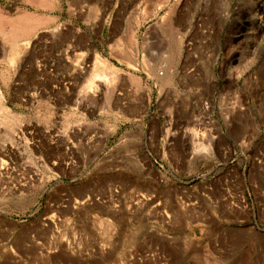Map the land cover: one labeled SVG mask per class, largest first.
<instances>
[{
    "label": "rangeland",
    "instance_id": "rangeland-1",
    "mask_svg": "<svg viewBox=\"0 0 264 264\" xmlns=\"http://www.w3.org/2000/svg\"><path fill=\"white\" fill-rule=\"evenodd\" d=\"M0 23V264H264V0H0Z\"/></svg>",
    "mask_w": 264,
    "mask_h": 264
},
{
    "label": "bare ground",
    "instance_id": "bare-ground-1",
    "mask_svg": "<svg viewBox=\"0 0 264 264\" xmlns=\"http://www.w3.org/2000/svg\"><path fill=\"white\" fill-rule=\"evenodd\" d=\"M261 13H262V12H261ZM25 18H27V17H25ZM21 19H23V18H21ZM21 19H19V20H21ZM19 20H16V21L18 22ZM14 21H15V20H14ZM14 21H13V22H14ZM26 21H27V20H26ZM29 21L31 22L32 20H29ZM36 21H37V20H36ZM5 22H7V21H5ZM5 22H4V23H5ZM34 22H35V20H34ZM7 23H8V22H7ZM7 23H5V25H7ZM9 23H10V21H9ZM22 23H23V22H21L20 25H21ZM14 24H15V23H14ZM14 24H13V27H14ZM30 24H31V23H30ZM32 24H33V23H32ZM35 24H37V23H35ZM39 24H41V23H39ZM0 25H1V23H0ZM8 25H9V24H8ZM15 25H17V24H15ZM25 25H27V24H25ZM18 26H19V25H18ZM28 26H29V25H28ZM33 26H34V25H33ZM39 26H40V25H39ZM2 27H4V26H2ZM9 27H10V29H13V28H11L12 26H9ZM16 27H17V26H16ZM36 27H37V26H36ZM36 27H35V28H36ZM0 28H1V27H0ZM17 28H18V27H17ZM28 28L31 30V27H28ZM5 29H6V28H5ZM14 29H15V28H14ZM32 29H33V28H32ZM0 30H3V29H0ZM6 30H7V29H6ZM15 30L17 31V29H15ZM18 30H20V28H19ZM35 30H36V29H35ZM3 31H5V30H3ZM11 31H14V30H11ZM26 31H27V29H26ZM33 31H34V30H33ZM33 31H31V32H33ZM6 32H8V31H5L4 33H6ZM28 32H29V30H28ZM28 32L26 33V35L29 34V33H31V32H29V33H28ZM4 33H3V34H4ZM16 33H18V32H15V34H16ZM8 34H10V33L8 32ZM12 34H13V33H12ZM15 34H14V35H15ZM24 34H25V32H24ZM5 36H6V35H5ZM7 36H9V35H7ZM7 36H6V37H7ZM3 37H4V36H3ZM3 37H2V38H3ZM11 38H13V36H12ZM10 40H11V39H10ZM12 40H13V39H12ZM7 41H8V40H7ZM17 41H18V40H17ZM17 41L15 40L14 43H11V42H10V48L13 47V46L19 47L20 45L17 46V43H16ZM3 43H7V42H3ZM7 46H9V45L7 44ZM16 47H15V48H16ZM20 49H21V48H20ZM0 50H1V52L3 53V55H4V53L7 52V48H6L5 45H3V47H2ZM17 51H18V49H14V50H12V51L10 52V53H12V54L9 56V58H8V60H7L8 63H11V64H12V62H13V55H14ZM8 52H9V51H8ZM96 59H97V58H96ZM100 60H101V59H100ZM171 61H172V60H171ZM98 62H100V64H102L103 68L107 69V67H105V64L102 63L103 61L101 62V61H99V59H98ZM164 62H165V61H164ZM161 63H162V62H161ZM165 63H166V62H165ZM170 63H171V62H170ZM170 63L168 62V63H166V64H164V65L161 64V65L163 66V68L165 67L163 70L167 69V72H164V74L166 75V77H168V76H167L168 74L170 75V73H169V71H168V69H169L168 66L170 65ZM168 64H169V65H168ZM162 66H161V67H162ZM169 67H171V65H170ZM154 73H155V72H154ZM157 75H158V74H157ZM159 76H160V75H159ZM162 76L164 77L163 72H162V75H161L160 77H162ZM90 77H91V78H95V79H99V78H101V80H102L101 82H105L106 84H108V83H107L108 80L106 79V78H107V75L104 74V73H102V74H97V72H92ZM160 79H161V78H160ZM162 79H163V78H162ZM110 84H111V83H110ZM110 87H111V86H110ZM110 87L107 88V90H106L107 93L111 91ZM88 90H89V89H87V91H88ZM87 91H85V94H86ZM1 93H2V92H0V112H1V111H5V112H6V111H7V110H5L6 107H5L4 109L2 108L1 101H2V99H3V96H2ZM105 93H106V92H105ZM107 100H108V99H107ZM6 109H7V108H6ZM1 113H2V112H1ZM7 113H8V111H7ZM3 115H4V114H3ZM65 249H66V248H65ZM65 251H66V250H65Z\"/></svg>",
    "mask_w": 264,
    "mask_h": 264
}]
</instances>
